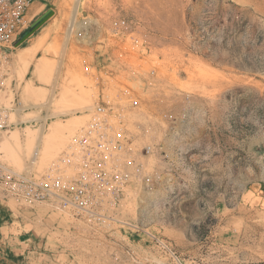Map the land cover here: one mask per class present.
Wrapping results in <instances>:
<instances>
[{"label": "rangeland", "instance_id": "1", "mask_svg": "<svg viewBox=\"0 0 264 264\" xmlns=\"http://www.w3.org/2000/svg\"><path fill=\"white\" fill-rule=\"evenodd\" d=\"M74 1L35 0L29 26L52 15L0 54V162L40 177L88 127L99 92L126 106L139 151L163 149L139 152L151 184H130L100 226L0 191V264H172L145 230L172 242L185 264H264V0H82L75 20L104 31L124 17L137 43L89 45L73 31L58 71ZM124 86L142 107H128ZM183 94L185 116L168 121L163 97L177 106ZM43 122L33 163L29 138Z\"/></svg>", "mask_w": 264, "mask_h": 264}, {"label": "built area", "instance_id": "2", "mask_svg": "<svg viewBox=\"0 0 264 264\" xmlns=\"http://www.w3.org/2000/svg\"><path fill=\"white\" fill-rule=\"evenodd\" d=\"M34 1L0 0V54L21 45L24 40L21 35L29 27L27 15ZM91 23L85 19L76 20L73 28L74 35L89 45L127 37L137 43L130 22L124 17L111 20L104 31ZM91 65L84 60L85 70L89 71ZM153 74L154 71L148 73L149 76ZM107 75L113 77V74ZM2 83L0 79V85ZM144 83L147 90L154 86L152 81ZM104 84L97 83V87L103 88ZM120 91L128 97L130 109L142 107L139 95L130 86H124ZM163 98L162 112L168 121L185 116L188 95L183 94L177 106L172 97ZM125 108V105L111 103L108 95L99 92L88 127L73 137L40 177L14 171L0 162V191L15 199L49 205L95 227L112 220L108 212L128 194L130 184L142 188L152 182V174L145 171L138 159L139 152L151 155L163 149L161 144H148L139 151L125 125ZM144 232L161 256L172 264H185L172 242Z\"/></svg>", "mask_w": 264, "mask_h": 264}, {"label": "bare ground", "instance_id": "3", "mask_svg": "<svg viewBox=\"0 0 264 264\" xmlns=\"http://www.w3.org/2000/svg\"><path fill=\"white\" fill-rule=\"evenodd\" d=\"M81 1L82 0H75L74 1V3H73V9H72V11H71V17H70V19H71V21H70V25H69V27H68V29L66 30L67 31V33H66V36H65V39H64V43H63V45H62V47L61 48H58V50L60 51V59H59V62H58V67H57V70L59 71L60 69H61V66H62V64H63V57H64V55H65V52H66V47H67V44H68V41H69V39H70V37H71V35H72V33H73V31H74V25H75V17H76V15H77V13H78V10H79V6H80V3H81ZM26 51H27V49H25ZM25 50H24V52H25ZM28 51H31V49H28ZM28 53H30V52H28ZM25 54V53H24ZM57 71V72H58ZM57 72H56V74H57ZM60 73V72H59ZM56 74H54V75H56ZM54 77H56V76H54ZM57 77H59V76H57ZM57 77H56V81H57ZM55 79V78H54ZM57 83V82H56ZM53 85H54V83H53ZM57 86V85H56ZM54 90V89H53ZM52 97H53V93H51V95H50V97H49V100L47 101V103H44L43 105L41 104L40 106H44L45 108H46V110L47 111H49V109H50V106L52 105ZM24 104V103H23ZM26 106H22V107H18V108H16V112L17 113H19L20 112V110L21 109H25V107H27V106H29V107H31L29 104H25ZM33 106V105H32ZM28 107V108H29ZM45 110V111H46ZM16 115V114H15ZM54 116H55V113H54ZM46 115L45 116H42L41 117V119H43L44 120V122L46 123ZM17 118H18V116H17ZM24 119V118H23ZM38 119V118H37ZM40 118H39V120H41ZM19 121H21V120H19ZM42 123V125H41V131L38 133V135L35 137V134L32 136V138H29L30 140H29V142H31V145L33 146L34 145V147H35V151H34V153H33V155H32V157H31V162H35L36 161V159H37V157H38V147H39V143H40V141L42 140V134H44L43 132V129H44V125H45V123ZM29 132V131H28ZM15 139L16 140H19L20 139V136L18 135V133L17 134H15ZM34 150V149H33ZM16 153H18L17 152V150H16ZM19 164V163H18ZM31 167V166H30ZM28 169H29V167H28ZM28 169L26 170L27 172H28ZM139 195H138V197H137V199L139 198V196H140V194H142L141 192H139L138 193ZM131 224V223H130Z\"/></svg>", "mask_w": 264, "mask_h": 264}, {"label": "water", "instance_id": "4", "mask_svg": "<svg viewBox=\"0 0 264 264\" xmlns=\"http://www.w3.org/2000/svg\"><path fill=\"white\" fill-rule=\"evenodd\" d=\"M53 13V10L50 8L46 10L44 13H42L39 17H37L32 24L27 27L22 35L21 39H25L27 36H29L31 33H33L37 28H39Z\"/></svg>", "mask_w": 264, "mask_h": 264}]
</instances>
